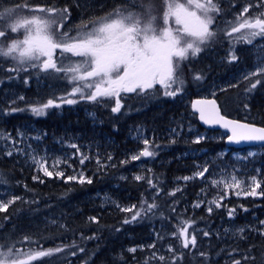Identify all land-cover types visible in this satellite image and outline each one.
Wrapping results in <instances>:
<instances>
[{
	"label": "trees",
	"instance_id": "1",
	"mask_svg": "<svg viewBox=\"0 0 264 264\" xmlns=\"http://www.w3.org/2000/svg\"><path fill=\"white\" fill-rule=\"evenodd\" d=\"M101 1L99 6L103 4ZM21 5L58 9L60 3L58 0H0V13ZM3 24L6 23H0V26ZM213 51L217 52L219 59L218 47L208 52ZM200 58L205 64V58ZM234 65L222 61L212 66L207 75L206 72L199 73L202 76L205 73V79L209 81L215 74L212 82L219 89L215 98L223 115L264 127V74L242 80L243 83L229 78L224 81L221 75H216L224 69L229 73L241 71L240 68L233 70ZM247 68L251 69L250 66ZM229 75L236 76L235 73ZM47 77L46 81L45 77L41 79L46 86H53V90L48 89L51 94L40 92V99L32 102L36 107H42L48 99L61 97V92L54 88L56 83ZM257 79L261 83L248 91ZM19 81L23 83L22 79ZM20 82L18 90L30 94L29 88ZM192 85L187 83V86ZM13 87L19 88L16 82L8 81L7 72L0 66V128L20 129L21 124H16V119L26 116L34 125L33 133L42 134L38 142L41 146L52 145L55 139L75 141L78 137L76 142L81 146L79 152L75 149L72 162L92 181L66 182L67 174L63 178L56 174L42 176L24 158L17 154L7 156L0 143V175L4 177L0 189L6 190L12 201L15 197H22L14 203L9 202L7 210L0 212V244H15L16 252L28 253L22 259L27 264H145V261L148 264H169L172 257L167 251L169 245L183 252L178 264H233L234 259L241 260L242 264H264V236L252 230L260 229L259 223L264 220V196L235 197L209 182L210 167L217 153L237 149L226 147L225 137L195 143L197 135L205 129L199 125L189 104L183 106L182 102L174 97L170 99L163 94L164 90L155 86L147 93L125 99L123 108L116 114H110L109 101L100 100L95 106L81 101L75 105L48 107L44 114L35 117L27 112L30 105L18 103L21 108H16L22 110L9 112L2 90ZM186 87L181 89L182 92ZM43 88L45 92L47 88ZM192 96L197 97L194 93ZM107 112L109 115L105 116ZM190 125L193 128H189ZM135 126H140L149 140L147 147L155 151L153 156L131 160V156L143 147L130 138ZM170 128L175 130L172 135ZM80 153L89 157L83 165L79 162ZM109 156L111 160L107 159ZM97 159L103 167L97 164ZM257 159L251 160V170L254 166L259 167L256 174L261 182L256 190L259 193L264 191V151ZM125 160L128 162L121 163ZM202 167L208 168L205 177L195 176ZM34 176L40 179L34 180ZM136 176L144 179L136 180ZM183 177L194 178L184 180ZM149 180L155 187L148 183ZM213 193L224 195L221 207H212L211 213L207 211V205L194 207L198 200L204 201ZM145 200L157 207L147 214L141 213L131 223H123L125 218L131 219L133 213L140 210ZM121 208H132V211H121ZM229 209H235L232 217L228 215ZM90 217H97L99 223L90 222ZM185 227L189 236L195 234L197 237L195 248L183 249V237L177 240L172 235L174 230L179 232ZM241 228L245 229L243 233L239 232ZM204 232L210 235L204 236ZM153 244L155 248L150 247ZM57 247L64 250L54 251ZM79 248L85 251L80 252ZM131 248L137 250L130 252ZM249 249L251 258L242 260V254ZM49 250H53L52 254L37 255ZM73 251L77 254L72 255ZM201 252L207 254V261ZM160 255L168 259L161 262Z\"/></svg>",
	"mask_w": 264,
	"mask_h": 264
},
{
	"label": "snow or ice",
	"instance_id": "2",
	"mask_svg": "<svg viewBox=\"0 0 264 264\" xmlns=\"http://www.w3.org/2000/svg\"><path fill=\"white\" fill-rule=\"evenodd\" d=\"M196 8L201 9L204 13V18L200 19L195 17V13L186 12L183 5L167 3L166 11L164 12L163 20L164 24H168L169 17L175 15L177 24H184L183 31L189 36L195 37V41L185 42L182 44L178 35L174 36L172 29L164 27L158 29L154 26L155 16H152V7L149 4L145 15V22L141 26L142 22L133 14L123 15L120 10H117L114 14L119 17L112 19L111 17L102 18L96 21L90 31H82L76 37H70L67 33L56 31L55 28L62 27V22L70 15L68 7L63 9L52 8H36L32 9L33 13H43L47 15V20L44 21V29L37 27L36 33L32 36H27L23 41H13L7 49L0 47V56L12 57L19 61V64L23 65L27 62L36 61L37 63H31V67H40L42 71L53 70L56 73L63 72L65 78L73 83L72 90L66 93L64 96L48 99L42 107L32 108L33 113L41 115L48 107H59L61 103L72 105L78 102V100L96 101L98 97H114L115 106L112 107V112H119L121 105L120 93H147L148 90L153 89L157 84L161 85L164 89L165 96H175L179 93L180 88H174L173 85L179 84L183 86V79L174 75L173 58L178 57L184 59L187 57L189 50L191 54L195 56L202 49L200 44L212 39L216 33L210 30V26L213 24V16L210 13H218L220 9L217 4L213 3V0H206L205 3H196ZM244 7L241 17L245 13H248L249 7ZM259 7L264 8V2L259 4ZM17 9H6L3 13H0V23H7V28L0 27V38L5 37L8 32L15 33L18 29L24 25L38 24L36 19H18ZM195 17L196 27L189 28L187 18ZM260 17L255 19L254 22L244 20L238 27L232 26L231 31L226 32L228 37H231L233 33L239 32L243 28L258 29V31H252V36L264 34V13H260ZM110 21V22H109ZM44 33V34H42ZM59 49L61 53H70L72 56L81 57L82 59L72 61L65 65L61 62L60 66L57 65L53 58V53ZM15 54V55H14ZM44 57L43 61L40 58ZM237 56L232 54L229 57V62L235 61ZM178 67V64H177ZM9 72L18 71V68H9ZM264 74V68L259 72L251 73L246 79H250L253 75ZM203 77L200 74H194V80H201ZM28 83L27 80L24 81ZM261 83L260 79H257L254 83H251L247 89L251 91L255 89L258 84ZM91 89V91H87ZM23 99V97H21ZM59 101V102H58ZM248 107L247 104L244 105ZM22 109L13 107L11 112L21 111ZM201 119L205 123L223 122L224 127L231 126L232 135L228 137V140L234 142L240 141H264V127H256L253 124L239 123L235 121H225L223 117L216 116L214 119H206L203 110H201ZM172 131H175L174 129ZM3 139L10 141L6 155L11 157L14 154H19V141L14 140L11 137H4ZM201 138H197L195 143H199ZM143 143L145 147L137 154L131 156V160H139L142 157L153 156V152L149 151V140L144 139ZM79 152L77 145H71ZM89 157L80 153V164L83 165ZM111 160L112 157H107ZM128 161H122L121 163H127ZM97 164L103 167L101 161L97 159ZM42 171L45 176L52 177L53 172L48 170L47 166H42ZM208 172L207 167H202L195 176L201 178L205 177V173ZM56 176L63 178V172H56ZM194 177H183L184 180L192 179ZM3 175H0V181H3ZM34 180L40 179L38 176L33 177ZM136 180L144 179V177L136 176ZM78 180L79 183H91V179H87L81 172L79 176H68L67 181ZM233 184L239 187L236 183L235 177L232 178ZM41 182H43L41 180ZM148 183L152 185V181ZM213 184L225 183V180H213ZM254 187L250 191L245 192V195L251 196H264V191L257 192L256 189L260 188L261 182L253 178ZM158 194V192H157ZM174 195V193H171ZM239 195V193H237ZM22 199V197H15L13 201ZM155 199V198H153ZM224 195L222 194L218 200L212 201L217 208L222 206ZM8 203H0V212L6 211ZM201 203L197 202L194 207H200ZM136 206H133V208ZM155 203H148L146 200L142 201L140 210L133 213L131 219L125 218L123 223L128 224L135 221L141 213L147 214L156 208ZM121 211L130 212L132 208H121ZM175 212V208L172 209ZM207 211L211 213L212 207H208ZM247 211V209H245ZM235 213V209H229L228 215L232 217ZM89 221L92 223H99L97 217H90ZM191 225H189L190 227ZM260 229L253 228V231L264 236V221H260ZM118 230V229H117ZM227 231V230H226ZM245 229H239L240 233H243ZM172 235L177 239H182V248L190 249L195 248L197 244V237L195 234L189 236L187 228H181L179 232L173 231ZM204 236L210 235L208 232L203 233ZM85 237H82L84 239ZM94 237H87V239H93ZM29 243L32 241L30 238L25 237ZM75 247V245H73ZM155 248V244L150 245ZM7 249L6 251L4 249ZM63 247H57L54 251L61 252ZM136 248L129 249L130 252H135ZM53 250L48 252H40L37 255H50ZM80 252L85 251L84 248H79ZM167 251L172 254L169 264H178L183 258V252L169 245ZM236 250H232L234 252ZM232 252L229 255H232ZM251 249L242 254V260L247 261L251 258ZM75 251L72 255H76ZM23 255L15 251V244H0V264H27L25 260H21L18 257ZM155 255V254H153ZM201 256L207 261V254L200 253ZM34 258V257H30ZM159 261L164 262L167 257L160 255ZM145 264H148L145 261ZM233 264H242L241 260L233 261Z\"/></svg>",
	"mask_w": 264,
	"mask_h": 264
},
{
	"label": "rangeland",
	"instance_id": "3",
	"mask_svg": "<svg viewBox=\"0 0 264 264\" xmlns=\"http://www.w3.org/2000/svg\"><path fill=\"white\" fill-rule=\"evenodd\" d=\"M129 5L127 6V11L124 12V15H128V14H133L135 15L137 18H139L142 22L141 26L143 25V23L145 22V15L147 12V9L149 7V4L152 7V16H155L156 19L154 21V26H156L158 29H163L164 27H169L172 29L173 35L175 33V29H177L178 33L183 32L181 31V27L176 24L173 23L174 20L172 18V16L169 17L168 20V24L165 25L164 24V20H163V16H164V12L167 10L166 9V0H129ZM167 3H171V0H167ZM41 7L40 5L37 6V8ZM10 9H17V16L16 18L18 19H27V20H32V19H36L38 21V24H32V25H24L22 27H20L18 29L17 32L12 33V32H8L7 35L5 37L0 38V47H3L5 49H7V47L9 45H11L13 43V41H23L27 36H32L36 33V29L37 27H40L42 30L44 29V21L47 20V15L43 14V13H33L31 10L32 9H36V7L32 6H25V5H21V6H15L12 7ZM4 12V11H3ZM2 12V13H3ZM264 13V12H263ZM214 16V15H212ZM195 17H199L200 19H203L204 16H202L201 13H198L197 15H195ZM195 17H192V23H193V27L189 26V28H195L196 27V19ZM106 18V17H103ZM119 18V17H118ZM257 18V17H254ZM253 18V19H254ZM262 18V17H260ZM102 18L99 19H93L90 22L88 21H84L82 20V25H81V29H72L69 26H66L64 24V26L62 27H57L55 28L56 31L59 32H65V33H71L74 32V34L80 33V31H90L94 25V23L96 21H99ZM117 19V18H115ZM248 20L247 18H239V21H244V20ZM249 21V20H248ZM110 22V21H109ZM242 22H239L242 23ZM12 23V21H7L6 24H3L0 27L3 28H7L8 24ZM64 23V21L62 22ZM73 24V23H71ZM74 25V24H73ZM234 22L231 21L230 23H226L225 26H233ZM76 26V25H74ZM236 26L238 27L239 25L236 24ZM35 29V30H34ZM74 30V31H73ZM210 30H212L213 32L216 33V35L206 41L203 44H200L199 46L201 47V51L196 54L195 56H193L191 54V51L189 50L187 57L184 59L181 58H174L173 59V65H174V75L183 79L184 84L183 86H180L179 84L177 85H173V89L179 87L180 91L177 95L175 96H169V97H174L178 102H182L183 106H186L187 104L190 105V99H188L187 95L185 94V92H182V88L187 86V83L189 85H192V92L194 94L197 95V97H215L217 91H219L218 87L215 85L214 82H212V79H214L215 74H213L211 76V80L209 81L208 79L206 80L205 78V73L203 74V76L199 73V72H207L213 68L212 66H216V64H219L222 62V60L218 59L216 54V51H213L211 54H209V50L215 47H218L219 44V39H220V33L217 31V26L215 24V21L213 22V24L210 26ZM252 31H255L253 29H248V28H243L240 30V32H238L236 35H233L234 37H236L237 40H240L242 37H246L250 40V33ZM258 31V29H257ZM77 32V33H76ZM44 34V33H42ZM188 35V34H187ZM178 36H180L179 38L181 39V42L184 44L185 42H192L195 41V37L192 36H185L184 32L179 34ZM227 36V35H226ZM228 37V36H227ZM257 49V48H256ZM253 50V52L256 54L257 56V60L258 63L254 66V68H247L246 71H239V72H230L235 73V77H232L231 75H229V71H227L226 69L224 70H220L218 73H216V75H221V78L225 81L226 78L232 79V80H236L239 83H243L246 78L248 77L249 74L251 73H255V72H259L260 69L264 68V52L261 53L258 50ZM56 52H60V55L58 54V58L60 59V64L61 62H63V64L67 65L70 62H72L73 60H71L70 58L74 57L72 56L70 53H61V51H56ZM235 53V47H230L227 48L225 51L226 54V58L227 60H229L230 55ZM253 54V53H252ZM15 55V54H14ZM55 55V54H53ZM220 55V54H219ZM218 55V56H219ZM200 56H203L205 58L204 63L201 60ZM208 60H207V57ZM77 60L82 59L81 57H77ZM43 59H45L44 57L40 58V61L42 62ZM238 60H236L237 62ZM211 62H214L215 64H212ZM232 63L235 61H231ZM31 63H37L36 61H31V62H27L23 65L19 64V61L16 59H13L12 57H4V56H0V66L2 67V69H4L7 72L8 75V81L10 83H12L13 81L16 82V85L19 87H13L10 89H5L2 90V96L3 99L5 100L4 102L6 103L7 107H10V109L12 107H19V104H23L22 106H26V105H30L29 109L27 112H31L34 116L36 115L35 113H33L32 108L36 107L34 104H32L31 102L37 101L40 95V92L43 94V91L45 88H43V86H45L48 89H52L53 86L49 85L46 86L45 82L41 79V77H46L48 74V71H42L40 67H31L29 66ZM178 64V67H177ZM212 64V65H211ZM9 68H18V71L15 72H9L8 69ZM30 68L32 69L33 75H34V79H33V75L31 73L30 75ZM187 68V69H186ZM239 66L236 64L233 66V70H238ZM36 70V71H33ZM43 72H45L43 74ZM186 72H193L194 74H200L203 78L201 80H194L193 79V75L192 77L188 78V81H186ZM245 72V73H244ZM35 73H38L35 74ZM244 73V74H243ZM43 74V75H42ZM179 74V75H178ZM42 75V76H41ZM241 75H243L241 77ZM37 76V78H36ZM41 76V77H38ZM253 77V76H251ZM36 78V79H35ZM55 77H51L50 80L52 82L56 83V80L54 79ZM23 81L20 82L19 80ZM27 80L28 83H25L24 81ZM247 80V79H246ZM34 81V84L32 85L31 82ZM18 82H20L24 87L29 88V90H32V86H34V92L36 94V98H29L25 97L23 90H18L20 89V85H18ZM54 84V83H53ZM66 87H67V91H71L74 84L70 83L69 80L67 82H65ZM199 84V85H197ZM56 85V84H55ZM157 87L162 89V86L157 84ZM54 88H56V91L59 90V86H55ZM53 90V89H52ZM164 90V89H162ZM87 91H91V89L87 90ZM29 94V92H27ZM264 93V92H263ZM21 97H23V99H21ZM43 98V96H42ZM111 97H109L107 99V97H98L96 101H89V100H78V102H85V104L87 105H92L95 106L94 104L97 102H99L100 100H105V101H109L111 106H109V112L110 114H113V112L111 111V108L114 105V101H111L110 99ZM75 103V104H78ZM72 104V105H75ZM65 106L68 104H63L61 103L60 106ZM39 107V106H37ZM21 108V107H19ZM57 108V107H54ZM31 110V111H30ZM10 113H12L9 110ZM14 113V112H13ZM30 113V114H31ZM104 113V111H103ZM44 114V113H43ZM109 113H105V116H108ZM40 116V115H37ZM92 117H94L93 115H90ZM36 117V116H35ZM20 122L21 124V128L18 129V127L16 128H9V130L6 129H1L0 128V143H1V147L3 149H5L6 151L8 150V145L11 143L8 140L3 139L4 137H11L14 140H18L19 141V154H17L18 156H20L21 158H24L26 160V162L31 163L35 170H37V172H39V174H41L42 176H45L43 174L42 171V166H47L49 171L53 172V175L56 174V172H63L64 174H67V176H79V174L81 173V171L75 167V165L73 164L72 160L74 159V153H75V149L71 146L73 144L77 145L78 147H80L81 145L78 144V142H76L79 138H75V141H72V139H70V141H67L65 138L64 141L61 142V139H55L52 145H48V146H41L38 144L40 136L42 135L41 133L35 134L33 133L34 130V125L32 124V122L30 121V119H28L26 116L24 118H19L16 119V124ZM188 124V123H187ZM189 128H193L191 125L189 126ZM173 128H170L171 131V135L173 134L172 131ZM131 136L130 138L132 140L138 141L142 144V148L138 149L137 153H139V151H141L145 145L143 143V140L146 138V136L144 135V132L142 131L140 126H135L133 127V129L131 130ZM44 136V135H43ZM226 137V134L223 132L218 131L217 133H209L208 130L202 131L200 132L199 135H197V138H201L202 139H212V140H219L220 138H224ZM68 138V137H67ZM147 139V138H146ZM70 149V151H66L65 149ZM74 149V150H72ZM149 151H152L155 154V151L151 148L148 147ZM263 146H255V147H249V148H242V149H237L235 151L232 152H228L227 150H223L219 153H217L216 157L214 158L213 161V166L210 167V177H208L209 182L214 185V186H218L222 191H224L225 193L229 194L232 193L235 197H244V196H248L245 195V192L250 191L252 187H254L253 184V178H255L257 181V172L259 170L258 166H254L251 170V166L253 164H251V160L253 161H257V157L259 155H261L263 153ZM94 154H96L94 152ZM153 154V155H154ZM226 154H229V157H226ZM146 158V157H145ZM84 175V174H83ZM48 177V176H45ZM235 177V181L236 183L239 184V187H236L233 184V180L232 178ZM207 179V178H206ZM213 180H225L227 181V185H231V186H226L225 183H220V184H213L212 181ZM257 190V189H256ZM237 193H239V195H237ZM221 195H219L218 193H213V195L211 197L206 198L204 201L203 199L198 200L197 202H200L201 205L203 204L204 206L207 205L208 207H215V204L212 203V201L218 200L219 197ZM257 197L259 195H256ZM12 201V198H10V196L8 195V192L6 190L0 189V203H9ZM222 203V202H221ZM46 221V220H45ZM264 221V220H262ZM260 225V223H259ZM19 253H23V255L19 256V259H24L25 257H27L28 253H24V252H20Z\"/></svg>",
	"mask_w": 264,
	"mask_h": 264
},
{
	"label": "flooded vegetation",
	"instance_id": "4",
	"mask_svg": "<svg viewBox=\"0 0 264 264\" xmlns=\"http://www.w3.org/2000/svg\"><path fill=\"white\" fill-rule=\"evenodd\" d=\"M58 1L60 3V6L58 9H63L64 7L67 6L69 9V12H70V15L68 16V18L64 20V23H62V26H64V24H65L66 26H69L72 29H74V28L81 29V25L83 22L82 20L90 22L93 19L95 20V19H99V18H103V17H111L112 19L118 18L117 16L114 15L116 13V11L120 10L124 15V12H126L127 9H129V8H127V6L129 5V2H130L129 0H103V1H101V2H103L102 6H99L100 0H58ZM197 2L205 3L206 0H171V3H173V4L183 5L186 12L195 13V15H197L198 13H201L202 16H204L203 11L201 9L196 8V6H195ZM261 2H264V0H213V3L217 4V7L220 9V11L218 13H210V15H214L213 21H215V24L217 26V31L220 33V39H219V44H218V49L220 50L219 59L222 60L223 62H225L226 64L227 63L232 64V62H229V60H227L225 51L227 48L235 47L234 55L237 56L236 60H238V61L236 62V60H235V62H233V64H237L239 66L241 72L246 71L248 66H250L251 68H254V66L258 63L257 56L253 52V50H255L257 48L256 50H258L259 52H261V53L264 52V34L255 35V36H252L250 34L249 35L250 40L246 37H242L240 40H237L236 37H234L233 35H236L238 32L233 33L231 37L226 36V32L231 31V26H225V25H226V23L228 24L231 21L234 22L233 26H236V24L239 25V22H242V21H239V18H241V19L247 18L250 22H254L255 19L260 18V13L264 12V8L259 7V4ZM249 4H251L252 6L249 7L248 13H245L243 15V17H241L240 14L242 13L243 8L248 7ZM39 8H49V7L41 6ZM254 17H257V18H254ZM172 18L174 20L173 23H176L175 15H172ZM191 19H192V17H188L187 22H188L189 26L193 27V23H192ZM71 23H73L76 26H74ZM178 25L181 27L180 30L183 31L184 24L181 23ZM253 30L257 31V29H253ZM74 32L67 33V34L70 37H76L81 33V31H80V33L76 32L77 34H74ZM183 32L178 33L177 29H175L174 36L179 35ZM184 34H185V36H188L187 33L184 32ZM178 37H180V36H178ZM58 50L59 49H57L56 51H58ZM56 51L53 53V54H55V55H53V58H54L55 62L57 63V65L60 66V62H59L60 59L58 58V54L60 55V52H56ZM174 58H176V57H174ZM70 59L73 61H76L78 58L74 56ZM33 71H36V70H33ZM31 73L33 75L32 69L30 68V75H31ZM44 73L45 72H43V74ZM35 74L38 75V73H35ZM193 74H194L193 72H190V73L186 72V81H188V78L192 77ZM47 76H48L47 78L49 80L52 76L55 77V79H57L56 85L59 86V91L61 92L60 96H64L66 93L70 92V91H67V87H66L65 82H67L68 79L65 78V74L63 72L56 73L53 70H48ZM242 76L243 75H241V77ZM33 77H34V75H33ZM38 77H40V76H38ZM253 77H257V75H253ZM44 81H46V77H45ZM31 84L33 85V81L31 82ZM186 88L187 89L184 92L186 95L188 94L187 97L191 101L194 98L192 96L193 95L192 86L191 87L187 86ZM43 93L44 94H47V93L51 94V92H49L48 90H46ZM24 95H25V97H28V99L34 98V96L36 95L34 92V86H32V90L30 91V94L25 92ZM136 95H137V93L121 92L120 93L121 105H122L121 109L124 106L125 99H127V98L129 99L131 96H132V98H135ZM108 98L109 97H107V99ZM110 99H111V101H114V105H113V107H114L115 106V98L111 97ZM170 99H173V97H170ZM109 106H111V104H109ZM111 111H112V108H111ZM116 113H118V112H115V114Z\"/></svg>",
	"mask_w": 264,
	"mask_h": 264
},
{
	"label": "water",
	"instance_id": "5",
	"mask_svg": "<svg viewBox=\"0 0 264 264\" xmlns=\"http://www.w3.org/2000/svg\"><path fill=\"white\" fill-rule=\"evenodd\" d=\"M190 109L192 113L196 115L197 121L203 129L220 131L226 134V137H225L226 147L242 149V148H249V147H255V146H264V141H240V142L231 141L230 142L228 140V137L232 135L231 126L224 127L223 122L205 123V121L201 119V110H203L206 119H214L218 115L220 117H223L225 121H235L239 123L253 124V123L238 120L235 118H230V117L223 115L221 113L219 104L215 97H194L190 101ZM253 125L256 127H262L256 124H253Z\"/></svg>",
	"mask_w": 264,
	"mask_h": 264
}]
</instances>
